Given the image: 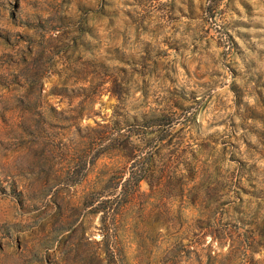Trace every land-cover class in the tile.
<instances>
[{
  "label": "rangeland",
  "instance_id": "374dc122",
  "mask_svg": "<svg viewBox=\"0 0 264 264\" xmlns=\"http://www.w3.org/2000/svg\"><path fill=\"white\" fill-rule=\"evenodd\" d=\"M0 264H264V0H0Z\"/></svg>",
  "mask_w": 264,
  "mask_h": 264
},
{
  "label": "trees",
  "instance_id": "16d2710c",
  "mask_svg": "<svg viewBox=\"0 0 264 264\" xmlns=\"http://www.w3.org/2000/svg\"><path fill=\"white\" fill-rule=\"evenodd\" d=\"M140 181H141V179L140 180H136L137 183H139Z\"/></svg>",
  "mask_w": 264,
  "mask_h": 264
}]
</instances>
